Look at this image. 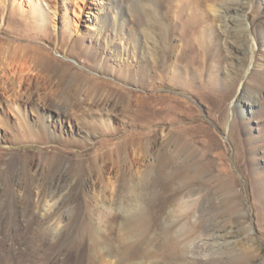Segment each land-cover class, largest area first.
<instances>
[{"label": "rangeland", "instance_id": "obj_1", "mask_svg": "<svg viewBox=\"0 0 264 264\" xmlns=\"http://www.w3.org/2000/svg\"><path fill=\"white\" fill-rule=\"evenodd\" d=\"M196 1L199 25L185 31L192 0H121L143 46L132 59L97 44L103 21L113 26L100 0L81 16L77 0H0V69L40 49L60 94L79 100L63 128L1 104L0 264H104L112 250L117 264H264V0L249 12L252 68ZM240 88L259 100L238 106ZM57 102L69 107L59 96L45 113ZM50 191L48 215L36 207Z\"/></svg>", "mask_w": 264, "mask_h": 264}, {"label": "bare ground", "instance_id": "obj_2", "mask_svg": "<svg viewBox=\"0 0 264 264\" xmlns=\"http://www.w3.org/2000/svg\"><path fill=\"white\" fill-rule=\"evenodd\" d=\"M77 1H78L77 3L80 2V4L83 5L77 4V7L75 9V14L77 16H81V14H84V12H86L85 11L86 0H77ZM120 1L121 0H100L101 2L100 4H106V7L102 8L106 13V17H104L105 21H109V20L113 21L112 22L113 26H112V30H109L108 25H105L107 23L103 21L102 26L98 27L99 34L98 37H96L97 38L96 41L97 44L103 45L105 49L111 50V52L117 58L132 57V59H135L138 52L143 50L141 49V47L143 46L140 44V40L137 39L136 36L137 31L134 30L135 28L127 24V11L125 12V10L122 11L120 10V4H119ZM142 1L147 2L148 4L149 3L154 4V2H158L159 0H142ZM205 1L207 7L209 8L210 16L213 18L212 20L216 22L217 21L221 22L220 28L222 32L226 33L228 35L227 37L231 39L235 44H239L238 42H240L241 47L243 48L242 51L244 55L248 57L251 56V58H249L247 62H244V65L249 64L250 68L254 67L255 54L258 47V40L257 37L251 31V25L249 23V12L250 10H252L255 0H205ZM198 2L196 0H192L188 8L186 7L187 8L186 11L189 13V20L183 24V28L185 31H187L189 27L195 28L199 25L198 18L200 15H198L197 13L198 9L195 6V5H199ZM183 5L184 4H182V6L177 5L178 11L176 12L177 13L176 17L179 22H182L181 15L184 13L183 11L185 6ZM99 23L100 22L98 21L97 25ZM104 27H106V30L102 32ZM181 36H183V34H181ZM145 40H146L145 45L148 47V50L152 51L153 47L155 48L154 46L155 41L153 42V39L151 40V38L150 39L146 38ZM24 49L26 48L21 47V50ZM32 52L36 54L33 57L22 56V61L23 63L25 62V64H19V66H11L7 64L10 68L8 67V69L7 68L0 69L1 70L0 71V125L4 133L10 132V127L8 123L9 121H8L7 113L4 107H1V104H5L6 107H8L12 112L15 113L16 111L14 109L12 99L22 102L24 104L23 106L25 110L28 109L30 112L38 116L42 115V117L46 119L47 123L51 121L53 123V126L56 128H63L62 126L64 124V120L65 118H68V116H64L63 112L65 114H68L69 112L74 113L75 111L76 113L75 108L78 106L76 104L79 103V100L77 98V93L76 92L69 93L66 91L65 93L63 92L60 94L59 91L60 84L58 85L57 82V79L60 77V72L57 71L53 66L52 62L49 61V57H50L49 53L41 52L40 49L37 48L33 49ZM246 94L248 93L244 92L243 89L241 88L239 89L238 93L236 94V102L238 103V106H240L241 99ZM248 95L252 96L254 100H259L260 97V94L257 92L249 93ZM59 96H62V98L66 100V102L69 104V107H66L63 104L57 102V104L54 105L53 107L55 109L54 110L55 114L54 115L46 114L45 110H48V108L51 107L53 103H55V99H57V97ZM254 102L255 101L249 102L252 105V107H250L251 112L253 111V104H255ZM73 103L74 105H72ZM25 110L23 112H25ZM18 114L20 115L21 113L19 112ZM56 192H51V195L49 196L47 195V197H44V195L42 197L41 194L40 195L41 199L39 200L45 201L44 205H42V207L40 205L39 207L36 208L39 211H43L45 212V214L48 215L49 213L53 214L59 211L58 203L60 198L57 199V196H59L60 194L57 195L55 194ZM43 198H46V200H44ZM52 230L55 233L60 232L59 229H52ZM55 240L56 239L54 238V241ZM46 245L43 244L42 246H37L38 249L36 252H34V254L36 256L41 255L40 249L42 248L46 249L45 247ZM62 247H63V242L61 241V238H59L58 236L57 245H54L52 248V250H54L52 254L54 255V258L56 260H58L57 254L61 252ZM115 253L116 252L113 250L108 251L107 254L104 256L102 262L104 264H117L115 263V261L117 260L118 255L117 253L116 254Z\"/></svg>", "mask_w": 264, "mask_h": 264}]
</instances>
